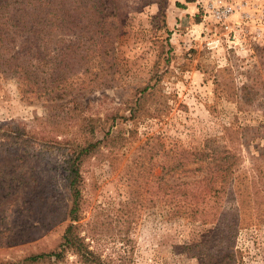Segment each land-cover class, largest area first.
<instances>
[{"label":"rangeland","instance_id":"rangeland-1","mask_svg":"<svg viewBox=\"0 0 264 264\" xmlns=\"http://www.w3.org/2000/svg\"><path fill=\"white\" fill-rule=\"evenodd\" d=\"M102 1L100 23L83 21L69 36L101 47L97 87L63 98H22L19 83L0 75V126L17 122L30 130L32 121L72 98L89 104L84 114L122 138L81 170L77 223L90 249L105 264H212L214 223L175 215L154 182L164 155L183 150L226 148L250 178L264 168V0H238L241 10L228 29L204 15L197 0ZM89 52L94 65L98 56ZM31 148L34 156L39 146ZM18 152L0 161V264H25V257L55 249L69 224L61 213L53 224L49 216L69 204L58 163L48 159L37 168L33 158L22 168L28 158ZM211 171L212 164L200 162L168 180H197ZM14 172L35 175L21 184L8 177ZM229 245L234 261L223 264H264V224L240 228ZM58 264L79 262L68 253Z\"/></svg>","mask_w":264,"mask_h":264},{"label":"trees","instance_id":"trees-1","mask_svg":"<svg viewBox=\"0 0 264 264\" xmlns=\"http://www.w3.org/2000/svg\"><path fill=\"white\" fill-rule=\"evenodd\" d=\"M103 7L102 0H0L1 77L16 80L22 98H63L74 91L77 94L86 90L92 92L103 69L101 47L86 48L82 36H77L76 40L69 36L75 27L81 29L83 21L97 26ZM90 49L98 56L95 66L88 63ZM72 99L70 104L53 107L44 117L36 118L30 130L26 124L17 122L0 126V161L2 156L17 154L19 150L24 154L19 157L28 158L21 167L33 158L37 160V168L49 164L48 159L51 162L55 159L57 172L63 179L65 198H69L67 206H59L57 214L50 212L49 215L51 224L60 213L69 219L59 244L49 252L25 257L22 261L25 264H58L68 253L75 256L79 264H105L81 236L82 225L77 223L82 212L81 170L103 149H115L122 138L110 130L103 131L99 118L84 114L89 104ZM134 111L131 108L132 114ZM36 145L39 146L37 153L34 151L31 156L29 149ZM200 162L212 164L214 171L192 181L168 180L179 169ZM239 167L237 154L226 148L210 153L183 150L171 157L164 155L163 172L155 178L154 187L159 183L156 188L175 215L190 221L209 219L214 223L216 244L208 258L212 264H223L231 259L229 243L240 228L250 223L264 224V168L258 171L257 178H250L239 172ZM3 169L0 165V172ZM31 169L35 171L36 167ZM34 175L14 172L8 177L22 184L33 181ZM207 205L210 211H205Z\"/></svg>","mask_w":264,"mask_h":264},{"label":"built area","instance_id":"built-area-1","mask_svg":"<svg viewBox=\"0 0 264 264\" xmlns=\"http://www.w3.org/2000/svg\"><path fill=\"white\" fill-rule=\"evenodd\" d=\"M204 15L228 29L230 20L241 10L238 0H197Z\"/></svg>","mask_w":264,"mask_h":264}]
</instances>
